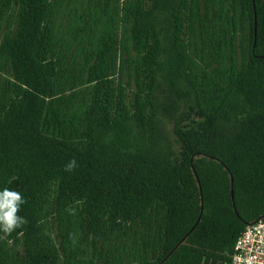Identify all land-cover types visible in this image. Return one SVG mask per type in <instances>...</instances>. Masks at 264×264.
I'll return each mask as SVG.
<instances>
[{
	"label": "trees",
	"instance_id": "obj_1",
	"mask_svg": "<svg viewBox=\"0 0 264 264\" xmlns=\"http://www.w3.org/2000/svg\"><path fill=\"white\" fill-rule=\"evenodd\" d=\"M4 189L0 264H228L264 219V0H0Z\"/></svg>",
	"mask_w": 264,
	"mask_h": 264
},
{
	"label": "built area",
	"instance_id": "obj_2",
	"mask_svg": "<svg viewBox=\"0 0 264 264\" xmlns=\"http://www.w3.org/2000/svg\"><path fill=\"white\" fill-rule=\"evenodd\" d=\"M228 264H264V219L245 226L235 240Z\"/></svg>",
	"mask_w": 264,
	"mask_h": 264
},
{
	"label": "clouds",
	"instance_id": "obj_3",
	"mask_svg": "<svg viewBox=\"0 0 264 264\" xmlns=\"http://www.w3.org/2000/svg\"><path fill=\"white\" fill-rule=\"evenodd\" d=\"M74 166L75 161H71L66 170H71ZM24 202L22 195L17 191H0V231L10 234L27 223L24 217L17 215Z\"/></svg>",
	"mask_w": 264,
	"mask_h": 264
},
{
	"label": "water",
	"instance_id": "obj_4",
	"mask_svg": "<svg viewBox=\"0 0 264 264\" xmlns=\"http://www.w3.org/2000/svg\"><path fill=\"white\" fill-rule=\"evenodd\" d=\"M231 197L233 198V189H231ZM198 222V219L197 221L195 222V224ZM193 228V227H192Z\"/></svg>",
	"mask_w": 264,
	"mask_h": 264
}]
</instances>
